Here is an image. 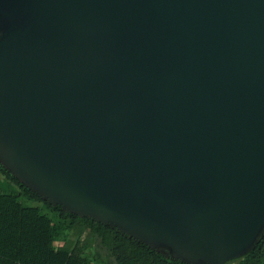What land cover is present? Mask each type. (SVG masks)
I'll use <instances>...</instances> for the list:
<instances>
[{"label":"water","instance_id":"obj_1","mask_svg":"<svg viewBox=\"0 0 264 264\" xmlns=\"http://www.w3.org/2000/svg\"><path fill=\"white\" fill-rule=\"evenodd\" d=\"M0 162L187 263L264 234V0H0Z\"/></svg>","mask_w":264,"mask_h":264},{"label":"trees","instance_id":"obj_2","mask_svg":"<svg viewBox=\"0 0 264 264\" xmlns=\"http://www.w3.org/2000/svg\"><path fill=\"white\" fill-rule=\"evenodd\" d=\"M0 264H193L52 204L0 162ZM210 264V263H197ZM225 264H264V234Z\"/></svg>","mask_w":264,"mask_h":264}]
</instances>
